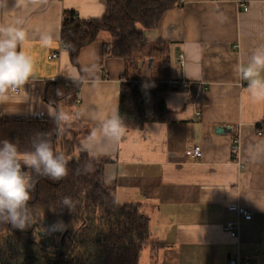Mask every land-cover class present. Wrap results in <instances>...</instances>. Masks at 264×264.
I'll use <instances>...</instances> for the list:
<instances>
[{"label":"crops","instance_id":"crops-1","mask_svg":"<svg viewBox=\"0 0 264 264\" xmlns=\"http://www.w3.org/2000/svg\"><path fill=\"white\" fill-rule=\"evenodd\" d=\"M181 1L157 29L144 31L148 43L168 45L170 73L160 80L153 59L129 64L106 55L108 33L82 49L78 66L72 64L62 42L65 12L99 19L106 0H8L10 13L0 12V24L24 20L22 50L32 58L34 71L19 93L0 100V118L67 113L66 125L79 135L84 150L107 161L105 182L118 203L138 206L149 218L151 240L162 246L158 264H228L230 259L264 264V134L259 135L264 102L249 98L238 71L264 45V0ZM42 33L52 35L50 46H41ZM59 80L78 82L80 91L73 100L50 103L48 89ZM125 82L142 85L148 122L114 141L101 125L120 114ZM152 83L182 88L163 94L166 121L151 100ZM236 138L238 154L232 150ZM197 146L199 159L193 156ZM231 204L253 216L241 221L238 238L227 230L229 223H238L228 210ZM152 253L145 249L140 264H153Z\"/></svg>","mask_w":264,"mask_h":264},{"label":"trees","instance_id":"trees-1","mask_svg":"<svg viewBox=\"0 0 264 264\" xmlns=\"http://www.w3.org/2000/svg\"><path fill=\"white\" fill-rule=\"evenodd\" d=\"M179 2L106 0L104 16L91 20H81L74 12L66 11L62 42L70 52L72 64L78 66L82 49L98 41L102 33H108L111 39L105 47L106 55L129 64L158 59L162 69H166L162 70L161 78L167 73L164 78L167 80L170 73L168 45L148 43L144 31L157 29L164 15ZM80 87L78 82L59 80L50 85L48 101L74 99ZM181 89V86L152 83L151 100L158 108L161 121L168 119H163L166 111L163 94ZM120 115L124 117L127 130L144 129L148 118L141 84L123 83ZM63 127L64 131L58 134L54 118H0V140L18 143L23 154L32 150L31 138L35 133L46 132L54 148L68 158L70 169L69 175L57 182L38 177L29 202L33 212L32 225L22 231L0 223V234L5 233L8 242L23 247L26 264H140L141 254L147 248L152 249L153 264H158V251L162 246L151 240L149 218L138 206L118 203L114 190L105 182L107 161L90 156L81 146L79 135L69 125ZM89 164L93 171L76 174V169L82 171ZM64 196H70L76 202L72 211L60 205ZM38 253H43L45 262L37 259ZM15 255L22 256L19 252ZM18 260L15 264H20Z\"/></svg>","mask_w":264,"mask_h":264},{"label":"clouds","instance_id":"clouds-1","mask_svg":"<svg viewBox=\"0 0 264 264\" xmlns=\"http://www.w3.org/2000/svg\"><path fill=\"white\" fill-rule=\"evenodd\" d=\"M7 3L8 0H0V12L10 13L7 11ZM23 24L24 20L20 17L14 23L0 24V100L6 99L10 92L26 84L33 75L32 58L22 50L27 39ZM39 39L42 47H48L53 37L49 33H42ZM238 71L241 80L247 82L249 98L256 103L264 102V45L255 48ZM54 121L58 134L62 133L68 114L57 111ZM101 130L106 137L118 141L126 130L124 117L119 112L107 117ZM93 136L95 132L90 134L89 139ZM31 144L32 150L22 154L18 143L9 139L0 140V223L22 231L33 222L29 202L37 178L44 177L57 182L66 178L70 172L68 158L54 148L48 133H35ZM93 170L89 164L82 171L76 169V174H88ZM59 203L72 211L76 202L72 197L64 196Z\"/></svg>","mask_w":264,"mask_h":264},{"label":"built area","instance_id":"built-area-1","mask_svg":"<svg viewBox=\"0 0 264 264\" xmlns=\"http://www.w3.org/2000/svg\"><path fill=\"white\" fill-rule=\"evenodd\" d=\"M183 1L179 2L178 6H182L183 5ZM244 10L245 11H248L249 10V7H247L246 5L244 6ZM58 57V54H54L53 55V58H56ZM181 58V61L183 63V60H184V56L181 55L180 56ZM20 92V89L18 88L15 92V94L19 93ZM263 129H264V124H262V128L260 127V132H259V135L260 136H263L264 132H263ZM232 150L234 153L238 154L239 153V150H240V139L239 138H236L234 141H233V144H232ZM193 156L196 158V159H199L201 156H202V149L201 147L197 146L193 149ZM228 210L230 213H233L237 216L238 218V223H229L227 225V230L230 232V235L232 238H238L239 237V233H240V223L241 221H250L252 220V213L245 207L239 205V204H231L228 206ZM228 264H240L238 260L236 259H230Z\"/></svg>","mask_w":264,"mask_h":264},{"label":"rangeland","instance_id":"rangeland-1","mask_svg":"<svg viewBox=\"0 0 264 264\" xmlns=\"http://www.w3.org/2000/svg\"><path fill=\"white\" fill-rule=\"evenodd\" d=\"M146 60H147L146 62H148L151 59H146ZM152 66L154 68V71L159 74V79H160L161 75H162L161 73H162V70H163L162 67H161V64H160V60H158V59L153 60L152 61ZM164 71H166V69H164L163 72ZM166 74L167 73L163 74L164 77H162L163 79L161 78L162 80H164ZM0 239H1L0 243L1 244L3 243V249H5L4 252H3L4 253L3 254L4 257L2 259L1 264H15L17 259H19L18 263L26 264V261H27L26 260V253L22 252L23 251L22 250L23 249L22 246H19L18 244H12V243L8 242V237H7V235L5 233L0 234ZM17 249H19V250L17 251ZM15 252L21 253L22 256L18 257L17 255H15ZM13 254H14V256H12ZM38 255L39 256H38L37 259L42 260V263H43V261L45 262L46 257L43 255V253L42 254L38 253ZM28 264H30V262ZM34 264H36V263H34ZM45 264H49V262L45 263Z\"/></svg>","mask_w":264,"mask_h":264},{"label":"flooded vegetation","instance_id":"flooded-vegetation-1","mask_svg":"<svg viewBox=\"0 0 264 264\" xmlns=\"http://www.w3.org/2000/svg\"><path fill=\"white\" fill-rule=\"evenodd\" d=\"M0 241H1V239H0ZM4 250H5V249H3V243H2V244L0 243V264H1L2 259H3V257H4V256H3V254H4V253H3Z\"/></svg>","mask_w":264,"mask_h":264}]
</instances>
